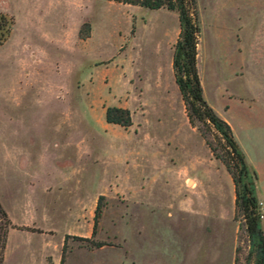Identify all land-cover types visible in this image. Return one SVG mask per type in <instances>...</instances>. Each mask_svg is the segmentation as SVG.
<instances>
[{"label": "rangeland", "instance_id": "obj_1", "mask_svg": "<svg viewBox=\"0 0 264 264\" xmlns=\"http://www.w3.org/2000/svg\"><path fill=\"white\" fill-rule=\"evenodd\" d=\"M196 4L203 98L257 172L264 231V0ZM0 12L14 19L0 45V264H60L62 251V264L255 261L259 239L206 140L223 142L189 124L174 80L175 10L0 0ZM107 106L132 125L107 123Z\"/></svg>", "mask_w": 264, "mask_h": 264}, {"label": "trees", "instance_id": "obj_2", "mask_svg": "<svg viewBox=\"0 0 264 264\" xmlns=\"http://www.w3.org/2000/svg\"><path fill=\"white\" fill-rule=\"evenodd\" d=\"M126 5H136L149 9L165 8L175 10L179 20V34L173 46L172 69L174 80L183 100L186 116L191 126L196 121L212 126L222 141L224 152L218 151L209 140H206L213 156L220 160L231 175L235 186L236 211L241 214L249 237L256 235L259 239V255L252 264H264V231L259 226V207L255 194L258 175L255 169L251 168L243 152L240 150L234 138L230 125L222 119L205 101L202 94L200 76L197 70V53L200 37V24L196 0H109ZM13 17L0 12V45L9 37ZM79 37H89V29L79 30ZM105 120L107 123L119 125L128 129L132 125L131 112L128 108L121 106H107L105 108ZM205 137V134L202 133ZM0 215L7 217L5 210L0 203ZM100 215L99 206L96 208L94 226L97 225V218ZM67 236L64 237L63 250ZM5 247L4 245L2 249ZM64 251L60 259L63 263Z\"/></svg>", "mask_w": 264, "mask_h": 264}, {"label": "crops", "instance_id": "obj_3", "mask_svg": "<svg viewBox=\"0 0 264 264\" xmlns=\"http://www.w3.org/2000/svg\"><path fill=\"white\" fill-rule=\"evenodd\" d=\"M6 241H7V238H6ZM5 248V247H4Z\"/></svg>", "mask_w": 264, "mask_h": 264}]
</instances>
